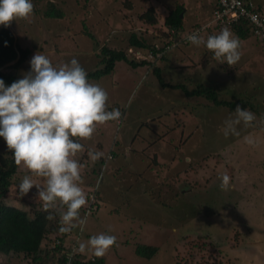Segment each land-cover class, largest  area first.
I'll use <instances>...</instances> for the list:
<instances>
[{"label":"rangeland","instance_id":"374dc122","mask_svg":"<svg viewBox=\"0 0 264 264\" xmlns=\"http://www.w3.org/2000/svg\"><path fill=\"white\" fill-rule=\"evenodd\" d=\"M212 1L50 0L63 14L54 20L43 17L48 8V1L43 0L34 6L30 18L9 26L28 55L16 70L12 62L0 71L15 73L19 80L31 70L34 54L41 52L54 65L75 58L92 72L98 66L101 47L126 53L132 34L151 45L166 41L163 22L178 5L184 8L183 39L196 21L206 24ZM150 9L155 25L141 19ZM89 32L96 39L89 38ZM241 53L240 61L228 66L204 46L180 44L171 49L168 61L150 66L143 78V70L131 71L133 67L119 62L109 77L91 80L107 90L108 109L119 107L123 121L121 126L115 121L98 126L90 139L78 141L84 146L76 159L83 165L82 187L87 198L97 189L94 175L99 159L105 161L103 176L109 175L98 186L103 198L98 213L85 216V212L81 216L86 224L74 228L77 233H65L63 246L71 256L79 254L82 261L96 257L90 250L80 253L76 249L92 235L108 233L116 236L117 244L100 256L105 264H145L134 254L137 244L162 246L149 264H264V46L249 37L241 41ZM127 55L141 59L136 52L127 51ZM154 68H160L161 79ZM162 82L187 89L212 83L222 99L243 96L256 104L252 112L257 119L252 127L240 125L239 137H225L224 121L234 114L201 99H187L181 90L161 89ZM249 134L257 141L254 147L243 142ZM112 149L115 158L107 160ZM90 152L101 155L92 159ZM130 152L136 155L128 156ZM9 153L0 137V161ZM215 154L220 156L219 163ZM202 161L204 166L198 169L195 165ZM112 163L115 167L111 169ZM27 174L18 165L15 183L19 185ZM224 174L231 178L227 190L220 187ZM16 191L17 185L11 187L9 203L19 206ZM30 194L35 204L43 203L35 187ZM116 208L117 217L108 214ZM54 246H58L55 240ZM21 257L0 254V264H31Z\"/></svg>","mask_w":264,"mask_h":264},{"label":"clouds","instance_id":"9594fccd","mask_svg":"<svg viewBox=\"0 0 264 264\" xmlns=\"http://www.w3.org/2000/svg\"><path fill=\"white\" fill-rule=\"evenodd\" d=\"M33 13V0H0V26L27 20ZM187 39L196 47H206L216 60L228 66L241 59V42L227 27L206 38L193 32ZM129 49L135 48L128 46L126 54ZM30 67L23 78L10 86L0 79V137L16 164L30 173L19 183V193L25 196L35 187L38 199L50 212L46 218L54 220L58 215L59 231L66 233L86 224L81 216V209L88 202L82 187L83 165L76 159L84 146L78 141L90 139L98 126L119 121L122 113L119 109H108L107 90L91 81L75 58L54 65L46 55L37 52ZM256 119V114L238 105L234 117L224 121L222 132L225 137H239V126L252 127ZM243 142L252 147L257 143L251 134L244 136ZM89 155L98 159L101 154ZM230 180L224 174L220 187L227 190ZM116 244V236L99 233L80 243L76 250L80 253L90 250L100 257Z\"/></svg>","mask_w":264,"mask_h":264},{"label":"trees","instance_id":"16d2710c","mask_svg":"<svg viewBox=\"0 0 264 264\" xmlns=\"http://www.w3.org/2000/svg\"><path fill=\"white\" fill-rule=\"evenodd\" d=\"M43 0H33L34 6ZM48 8L44 12L43 17L46 19L59 20L63 18L61 11L56 9L54 4L47 0ZM245 5L249 3L254 4L255 11L264 12L263 1L258 0H242ZM217 2V1H216ZM212 5V10L215 8ZM211 9V8H210ZM183 10L181 5H178L174 10L170 11L166 18L164 19V27L168 30H173L176 33H182L184 31V20H183ZM212 14V12H211ZM211 14L209 19L211 18ZM148 25H155L157 21L153 15V9L148 10L145 15L141 17ZM200 25H196V28ZM227 27L231 32L237 37L240 42L252 37L251 26L244 20L238 21L233 26H214L206 34H217L219 31ZM87 31L86 28H84ZM89 38L93 37L92 33L89 32ZM128 46L134 47L136 50H147L150 49L151 44L145 39L140 38L136 35H131L128 38ZM29 53V50H23L17 43L14 35L10 31L9 27L0 26V69H6L10 66L8 64L15 62L11 68L16 70L23 62ZM100 61L98 66L92 72H87L90 80H100L111 74L115 67L116 62H124L130 67H135L139 65H147L148 62L141 61L135 62V60L128 57L124 51H116L109 47H102L98 55ZM165 56L160 58L163 60ZM151 66V65H150ZM153 73H155L158 78L160 75V68H154ZM0 79H2L6 86H10L13 82L17 81L15 73H5L0 71ZM161 79V78H160ZM161 89L170 88V90H181L183 95L187 99H201L214 108H225L231 114L235 113V108L239 105L242 108L250 110L251 112L255 110L256 104L245 100L244 97L232 96L229 99H222L218 93V88L212 85V83H199L192 87L185 88L184 85H167L163 82L160 84ZM261 103V102H259ZM119 109L117 106L110 108ZM121 112V111H120ZM121 119L115 121L117 126L122 125L123 112ZM257 128V127H256ZM262 128L255 129L261 130ZM245 134V129L242 130ZM115 154V153H114ZM213 158L219 163L220 156L218 154L213 155ZM209 159V157H207ZM205 160V159H204ZM204 161L196 163L198 169L203 168ZM18 165L16 164L12 152L9 153V157L3 162L0 161V254L2 255H13L22 256V260L29 261L31 264H105L102 257H95V261L90 260L82 261L80 260V255L75 254L70 259L67 257L69 249L63 246L65 243V233L59 231L60 222L59 216L57 215L54 220H48L46 217L50 214L46 211L43 203L35 204L34 200H30V192L23 196L19 193L17 200L20 202L19 206L9 203L11 200L10 189L13 186L18 187V184L14 181V175L17 173ZM100 184L96 186V190L92 192V202L91 206L96 205L97 209L90 211L87 215L97 214L100 210V204L103 202L102 194L100 192ZM206 187V186H205ZM203 187V188H205ZM99 190V192H97ZM104 197V196H103ZM89 205L90 198H87ZM84 209V208H83ZM81 211V215L86 212L85 209ZM55 215V213H52ZM109 215L118 216V209H114L108 212ZM76 229V228H75ZM72 229V231L78 232ZM54 236L53 238H51ZM59 242L58 246L51 248V243L53 241ZM167 245V244H166ZM161 247L159 246H148L143 244L135 245L134 254L137 258L142 259L145 264H149L154 259H156L160 252ZM172 249H175L172 246ZM68 250V251H67ZM71 250V249H70Z\"/></svg>","mask_w":264,"mask_h":264},{"label":"built area","instance_id":"2783aa9c","mask_svg":"<svg viewBox=\"0 0 264 264\" xmlns=\"http://www.w3.org/2000/svg\"><path fill=\"white\" fill-rule=\"evenodd\" d=\"M244 20L251 26L252 38L260 45L264 46V12L255 11V6L252 3L245 5L242 0H217L215 8L212 11L211 18L203 26H198L194 28L193 32H200L205 38L207 37V32L214 26H233L238 21ZM188 35L184 36L183 39L181 33H176L173 30L165 31V39L162 44L155 42L151 45L150 49L147 50H136L129 49V54H134L135 52L141 55L140 61H146L148 63H154L158 61L163 56L167 55L171 49L182 45H191L188 41ZM182 39V40H179ZM140 51V52H139ZM99 184V181L97 185ZM92 196H90V203L87 206L85 216L92 211L96 210L97 206H91ZM56 244H60L56 242ZM67 257L70 259L72 256L67 253ZM90 260L95 261V256H92L85 261ZM84 262V261H83Z\"/></svg>","mask_w":264,"mask_h":264},{"label":"crops","instance_id":"0c3cea01","mask_svg":"<svg viewBox=\"0 0 264 264\" xmlns=\"http://www.w3.org/2000/svg\"><path fill=\"white\" fill-rule=\"evenodd\" d=\"M216 1L217 0H213L212 1V5H214L215 3H216ZM211 5V6H212ZM211 10H212V7H211V9L209 10V14H207L206 15V19L210 16V14H211ZM190 22H191V20H190ZM196 25H200L199 24V22L198 21H196L194 24H193V27L194 26H196ZM140 38H143V37H140ZM252 38V37H251ZM128 44V43H127ZM102 48V47H101ZM175 49H177V48H175ZM99 51H100V49H99ZM96 55V54H95ZM169 55V54H168ZM168 55H166L164 58H163V60H160V61H158V62H156V63H152V64H150L151 66H153V67H155L157 64H163L164 62H166V61H168L169 59L168 58H170V56L168 57ZM97 58V57H96ZM92 59H93V57H92ZM98 60L100 61V58H98ZM123 64H125L124 62H122ZM119 64V62H116L115 63V65H118ZM149 64V63H148ZM128 65V64H127ZM150 65L149 66H147L146 64L145 65H139V66H135V67H133L132 68V70L131 71H133V70H136V69H141V70H143V74H142V78L145 76V75H147L148 74V69H149V67H150ZM129 66V65H128ZM129 68H130V66H129ZM113 71H114V69H113ZM113 71L111 72L112 74H113ZM112 74H110V75H112ZM110 75H108L107 77H109ZM113 101H115V102H117L115 99H112ZM170 104H172V102L170 101ZM143 126V123H141V126H140V128ZM139 128V129H140ZM132 144H133V142H134V139H132L131 141H130ZM114 145V144H113ZM115 146H117V145H115ZM117 148H119L118 146L116 147V150H117ZM175 149H177L176 147H174ZM130 150V149H129ZM114 152H115V150H111L110 151V153H109V156H108V158H107V160H111V161H113L114 160ZM116 154V153H115ZM127 155L129 156H132V155H136V154H134V153H127ZM187 160V159H186ZM103 163H105V161L103 162L102 160H100L99 159V161L98 162H96L95 164H97V165H95V167H96V169H95V172H96V174L94 175V177H96V182L98 183V181H99V183L101 184L103 181H105V178L107 179V177H108V173H106L104 176H103V171H104V168L105 167H103ZM113 164H114V167H115V163H112V165L110 166L111 167V169L113 168ZM115 171V170H114ZM94 172V173H95ZM111 174V173H110ZM112 175V174H111ZM113 176V175H112ZM111 178H113V177H111ZM116 188V186L114 187V189Z\"/></svg>","mask_w":264,"mask_h":264}]
</instances>
